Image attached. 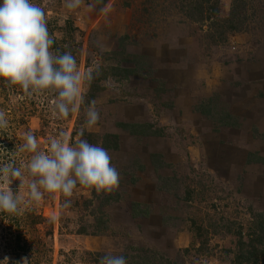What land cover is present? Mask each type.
I'll return each instance as SVG.
<instances>
[{
    "label": "rangeland",
    "instance_id": "obj_1",
    "mask_svg": "<svg viewBox=\"0 0 264 264\" xmlns=\"http://www.w3.org/2000/svg\"><path fill=\"white\" fill-rule=\"evenodd\" d=\"M31 2L50 51L92 78L66 119L52 115L55 93L0 80V165L24 177L10 185L20 213L0 212V261L264 264V0ZM28 134L38 151L62 134L104 148L118 186L31 200Z\"/></svg>",
    "mask_w": 264,
    "mask_h": 264
},
{
    "label": "clouds",
    "instance_id": "obj_2",
    "mask_svg": "<svg viewBox=\"0 0 264 264\" xmlns=\"http://www.w3.org/2000/svg\"><path fill=\"white\" fill-rule=\"evenodd\" d=\"M81 0H67V8L79 7ZM44 12L31 0H0V80L32 93L56 94L52 115L66 119L78 111L83 102L82 81L91 80L92 72L82 73L71 53L53 54ZM99 113L91 101L86 113V127L98 123ZM5 114L0 112V129L7 126ZM79 136H83L81 131ZM23 150L33 153L26 165L30 177V199L39 202L43 192L60 193L65 198L73 195L77 185L109 192L119 183L116 169L110 164L108 152L99 146L78 139L70 144L65 135L52 138L47 152L38 151L37 139L28 134ZM14 180L23 186L20 168L0 165V212L20 213L19 196L10 190ZM43 189V192L41 191ZM0 264H9L8 258ZM16 264H28L22 259ZM100 264H127L122 255L107 254Z\"/></svg>",
    "mask_w": 264,
    "mask_h": 264
},
{
    "label": "trees",
    "instance_id": "obj_3",
    "mask_svg": "<svg viewBox=\"0 0 264 264\" xmlns=\"http://www.w3.org/2000/svg\"><path fill=\"white\" fill-rule=\"evenodd\" d=\"M124 126V128L125 129H127V128H129V126L128 125H123ZM133 128H135L136 126H132ZM136 128H138V127H136ZM135 128V129H136ZM107 138H109V137H107ZM110 139V138H109ZM109 149H112V150H117L118 149V147H117V144H116V142H113L112 143V145L111 144H109V146H107ZM252 256H255V254L254 255H252ZM264 256V255H263ZM247 260H249V259H247ZM257 261V260H256Z\"/></svg>",
    "mask_w": 264,
    "mask_h": 264
}]
</instances>
